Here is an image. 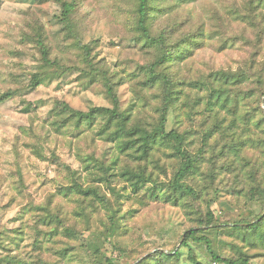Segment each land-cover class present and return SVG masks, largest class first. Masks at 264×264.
<instances>
[{"label": "rangeland", "instance_id": "1", "mask_svg": "<svg viewBox=\"0 0 264 264\" xmlns=\"http://www.w3.org/2000/svg\"><path fill=\"white\" fill-rule=\"evenodd\" d=\"M63 2L71 30L59 20ZM138 5L0 0V264H99L86 248L97 237L113 264H147L159 251L179 259L151 264H264V229H227L264 215V0H150L152 41L164 35L174 49L158 67L161 50L138 29ZM158 73L180 92L166 130L184 137L197 167L187 180L194 195L179 202L168 190L181 163L168 157L171 144L149 161L144 176L154 182L136 186V147L99 136L108 116L79 127L56 116L62 103L104 107L152 130ZM75 180L99 198L78 194ZM208 213L216 227L198 228ZM192 227L209 249L182 246Z\"/></svg>", "mask_w": 264, "mask_h": 264}, {"label": "trees", "instance_id": "2", "mask_svg": "<svg viewBox=\"0 0 264 264\" xmlns=\"http://www.w3.org/2000/svg\"><path fill=\"white\" fill-rule=\"evenodd\" d=\"M179 3H182L183 1L187 0H178ZM150 0H139L138 5V29L142 32L144 36L148 40H150L153 44H157L158 47H160L161 50V60L158 64L155 66L158 67L160 65H163L165 62H170L171 54L173 53L174 49L172 46H169L166 38L164 35H160L159 38L152 41V37L150 35V27H151V11L148 9V4ZM72 6L68 3L63 2L62 3V12L60 14L59 20L60 22L67 27L68 29H72L71 27V17H72ZM39 45H42L41 41H38ZM159 44V45H158ZM76 47L79 50H84V53L86 55H89V51L87 47L82 45V43H78ZM173 49V50H172ZM36 85L40 84L42 82L41 79H35ZM154 80L161 83L162 86L160 89L162 90L163 97L161 99L162 107L160 109V122L157 126H155L152 130H149L147 127L142 126L141 124L133 125L131 122V118L133 116L132 112H128V114L121 115L116 109L111 110L104 107H97L91 109L89 112H82L72 109L70 106H68L65 103L60 104L59 111L57 112L56 116H65L63 123L64 125H69L70 121L76 120L77 121V127L81 125H89L93 126L95 120L98 116H108V119L105 123L104 129L99 136L104 137L106 140L108 139L111 142L118 143V146H122V150L124 149H133L136 147L135 152L139 154V167L142 168V172H138L137 175H133L132 177L136 176L134 185L143 184L149 182H154L152 178H154V175H150L149 177H145L144 174L148 172V164L149 161L153 159V156H155L156 152H159L161 147V144H171L172 148L174 149V153L170 154L168 157H176L177 160H180V165L177 168V171L173 175V181L170 184V193L169 195L172 197V201H178L180 198H187L190 195H194L192 192V188L188 185L187 180L193 175L194 171L197 170V167L195 165V161L192 159V157L187 153V150L183 148L184 144V137L180 134L176 133L175 131H167L166 130V124H167V114L171 107H173L178 100V95L180 94L179 91L174 90L173 88V82L169 79V77L166 74L158 73L154 74ZM110 91H112V86H109ZM264 97V93L262 95ZM217 102L219 97L216 96L214 98ZM213 99V100H214ZM115 101L117 102L116 98ZM215 101V102H216ZM107 114V115H105ZM129 139V141H124L123 139ZM175 155V156H174ZM55 163H58L59 161L55 160ZM108 168H103L104 173ZM75 174V173H74ZM109 176V175H108ZM122 176L130 177L128 174L123 173ZM102 178V177H101ZM73 188H75L81 196H83L85 199H93V198H99L98 193L95 190H92L91 187L83 188L81 183H78L76 180L72 184ZM264 193V191H263ZM263 193H259L262 200L264 201V196H262ZM198 196V195H197ZM199 197V196H198ZM192 198H194L192 196ZM194 200V199H193ZM194 203H190V207H193ZM264 208V207H263ZM195 212H200V210H196ZM213 217L210 213L207 214L205 222H201L198 225V228L202 226H206V228H209L210 226L216 227L214 225L215 223L212 221ZM243 224V225H241ZM113 226L114 223H112ZM192 227L191 229H188L182 238L181 244L182 246H188L189 242H194L198 244H204L207 249L210 248V241L205 238L204 236H199L200 232H203L202 230H195ZM117 229L114 228V231ZM227 229H243V230H255L259 231L261 229H264V215L258 216L254 221L251 222H245V223H237L234 226H231ZM91 241V242H90ZM103 246H101V240L100 237L95 238L94 240H89V243L86 245V248L88 249L90 256L94 259H96L99 264H113L111 259L104 256L101 252ZM213 261L216 263H226V264H245L246 261L242 260H221L218 257L212 256ZM169 259H175L178 261L179 259V253L175 252L174 254L165 253L163 251L157 252L155 255L149 257L146 259L147 264H151L149 261H167ZM195 264H200L196 262Z\"/></svg>", "mask_w": 264, "mask_h": 264}]
</instances>
